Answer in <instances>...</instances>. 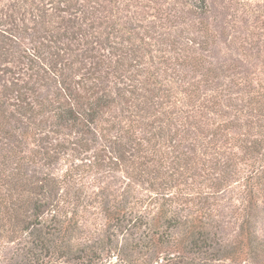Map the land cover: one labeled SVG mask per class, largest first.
<instances>
[{
    "label": "trees",
    "instance_id": "16d2710c",
    "mask_svg": "<svg viewBox=\"0 0 264 264\" xmlns=\"http://www.w3.org/2000/svg\"><path fill=\"white\" fill-rule=\"evenodd\" d=\"M122 1L0 0V264H264V138L224 122L184 150L212 108ZM251 97L264 128V91ZM231 180L244 199L226 243L200 203Z\"/></svg>",
    "mask_w": 264,
    "mask_h": 264
},
{
    "label": "rangeland",
    "instance_id": "374dc122",
    "mask_svg": "<svg viewBox=\"0 0 264 264\" xmlns=\"http://www.w3.org/2000/svg\"><path fill=\"white\" fill-rule=\"evenodd\" d=\"M100 3L111 5L110 0H100ZM199 6L200 0H123L118 12L121 18L135 25L138 32L146 31L159 38L154 53L167 51L171 70L184 76L187 81L184 85L194 86L196 94L202 97L201 102L212 108L197 114L199 130L191 129L193 133L187 137L182 134L184 150L193 148L195 142L206 143L214 129L224 122L235 127L229 134L231 137L247 132L249 141L260 136L264 138L263 123L249 106L251 96L264 91V0H207L208 9L204 13ZM24 43L28 44L27 38ZM192 58L197 59L194 64L183 62ZM235 152L240 155L239 150L235 149ZM201 158L207 160V165L214 160ZM205 169L201 172L203 176L208 171L214 173ZM190 175H194L193 180L187 179L188 183H194L192 189L199 185L205 187L202 184L204 177L198 173ZM235 180L229 181L212 198L204 200L207 203H200L216 208L213 226L219 227L218 236L226 243L237 239L242 219L244 198L240 184L236 185ZM123 181V174L117 173L105 183L112 194L118 195L124 190ZM209 189L210 186L202 191L210 192ZM95 221L103 223L99 217ZM257 227L259 236L264 238V212L259 215ZM240 264L254 262L243 258Z\"/></svg>",
    "mask_w": 264,
    "mask_h": 264
}]
</instances>
